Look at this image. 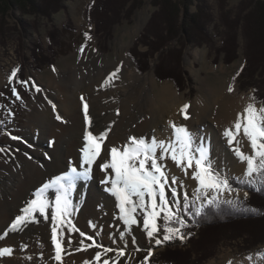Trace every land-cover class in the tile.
<instances>
[{"label":"rangeland","instance_id":"obj_1","mask_svg":"<svg viewBox=\"0 0 264 264\" xmlns=\"http://www.w3.org/2000/svg\"><path fill=\"white\" fill-rule=\"evenodd\" d=\"M93 1L65 0V10L56 13L51 21L42 17L34 18L23 15L21 10L16 7H12L8 14L6 13L3 22V26H5L3 27V31H0L1 147L4 146L7 138L13 136L18 139H15L17 143L12 146V152H17L20 149L19 141L24 144L23 136L25 135L27 120L37 105L38 99L41 97V92L46 88V84L49 82L51 76L66 77L68 76L67 72L77 68L80 69L83 65L90 63L94 57L101 58V65L113 68L115 66L114 62L118 59L123 48H126L128 51L126 56L130 63V69L139 76L151 77L152 83L149 87L151 97H159L161 90L165 86H170L177 96L184 97L185 103L182 105L187 104L190 106L187 109L188 119H184L183 114L180 112V116L184 121L192 119L194 103L206 102V100L210 99V103H214L215 105L217 102L215 93L222 92L221 94H224L225 90L233 94L236 98H241L245 102V107L250 102V97L253 96L255 97L257 107L263 105L260 99L261 97L264 98V74L262 75V70L260 68H254L248 72H243L249 41L243 36L242 26L240 24L237 28L238 32L231 33L234 30L233 27H229L228 25L230 23L224 21H228L229 19L232 21L238 18L242 19V12L240 11L242 9L244 15L246 12L249 13L252 9H255V6H259L257 9L262 10L263 6L260 7L259 3L264 0H253L251 4L247 5L248 7L243 4L246 0H194L189 14L192 17H196L195 19L197 21L202 20L204 28L202 23L197 25L195 19L194 24H192L193 22L190 23V18L186 24L182 25L181 17H178L175 25L173 21L167 20L164 17L163 20L159 18V21L157 20L152 23L153 15L159 10L155 6V3H159V0H137L138 2L134 3L132 8H128L130 6L129 3L120 11L119 18L115 16L111 17L110 12L105 8L107 7L106 5H99V3L104 4V0H96V6L99 5L101 11H99L98 16L92 15L90 10ZM116 1L113 0L114 3ZM226 13H229V15L227 16ZM220 15L226 17L228 20H220ZM107 17L111 18L113 22L109 23ZM100 19L104 21L103 24L96 23V20ZM172 26H176L175 28L180 27L178 28L181 31L180 36L171 37L168 35ZM23 29L27 31L24 33ZM183 29L188 30L187 32L190 37L192 35L194 36V38L192 37L194 40L192 44H189L187 39L184 38L185 31ZM50 31L57 32L58 43L54 40L53 42L48 41ZM152 31L155 34L159 32L163 36L164 42L157 43L153 37L149 36L148 33H153ZM142 34L145 37H141ZM230 34H232L233 45L237 48L235 53L236 60L227 65L223 61L224 54L217 55V51H220L218 49L222 46V40L226 41V45L229 47L230 42L228 36ZM87 37L91 38L88 39ZM161 47L164 48L160 50L159 48ZM35 49L40 50V52ZM258 49L260 50V48ZM132 51L141 62V68L140 66H136L135 61L131 58ZM41 53L47 65L39 69L34 61L35 59L42 58ZM145 56H147V60L144 59ZM21 65L24 66L22 71L26 76L24 80L27 82L26 84L20 83L21 69L19 70V68ZM146 67H148L147 70ZM110 68L106 72H103L104 76H109L113 73L110 71H113L115 67L111 70ZM158 69L166 70L167 73L170 72L171 75L168 76L173 77L176 74L175 77L178 76L180 78L178 81L181 82L183 88L180 90L173 80L158 79L156 76ZM14 70H18L16 77L10 81L11 73ZM248 84L252 86L246 87ZM253 85L257 86L258 91L253 88ZM229 86L233 87V91L229 92ZM37 87L40 89L39 92L36 91ZM13 88L19 93L20 99H17L13 95ZM215 107L217 108L218 106ZM210 119L208 118L209 123L202 124V122H199L200 125L195 126L197 129L195 128L194 130L203 132L206 129V133L203 132L204 134L200 135V132H198L199 137H195L194 135V139L197 144H201L208 149L209 157L214 153V158L212 159L210 157V159L215 165L214 160L217 157L219 158L220 153L218 149L219 145L213 137V131L217 130L218 127L216 123L210 122ZM139 121L141 123L142 119ZM201 125L202 127L200 128ZM116 127V125L110 126L108 136L112 130L115 131ZM133 129H118L117 132L119 134L137 133ZM35 134L38 135L39 132L36 131ZM49 137L51 136L45 137L44 146L51 149V140L47 146ZM138 138L147 140L149 133L143 132ZM220 152L223 156L222 151ZM215 167L221 173H226L231 180L232 178L237 179L242 176V174L229 172L224 167L217 165ZM168 175L171 177L169 172ZM175 177L178 178L177 176ZM89 180H93L92 174L88 181L80 180L79 184L82 181V184L86 182L90 183ZM183 185V188L178 187L177 190L180 192L181 216L187 224V227L181 229L184 239L173 237L168 241H163L160 245H156L155 239L162 240L163 238V219L158 220L160 231L155 234L154 239L151 241L143 230V226H141L135 231L136 243L127 245L125 256L119 258V264H144L146 258H148L147 264H159L157 262L159 255L165 251L166 246L181 247L180 249L183 251L186 250V252L194 250L192 248L193 243L189 246L195 234L193 233L194 229L192 228L191 220H187L183 212V193L186 191L189 198L192 199V193L195 187L184 182ZM240 185L243 186L242 184ZM234 188L240 189L238 196L240 205L248 204L252 207L250 190L253 189L255 192L257 190L250 187L246 190L239 187ZM74 191L70 193V196ZM245 191L248 192V198L246 200L244 199ZM86 193L87 190L85 191V195ZM169 199H171L170 196ZM220 199H237V196L236 193L231 195L224 193ZM224 205L226 204H220V206ZM195 206L196 209L199 208L200 202H195ZM253 223L251 221L248 225L253 226ZM214 236H216V241L208 240L202 242L205 245L207 243L209 246L206 252L212 251L211 257L197 264H229V262L231 264H264V260L258 255L264 252V243L258 246L255 245V247L251 246L264 238L261 239L253 236L250 234L249 229L245 231L231 230L224 234ZM202 237V232H199L195 238L202 239ZM112 238H114L113 241L115 240V242L112 241V246L107 247L120 249L125 246L121 242L117 244V234L112 233ZM12 245L15 249V244ZM137 248L139 251L135 250ZM149 249L152 251L151 257H148ZM99 251H101L100 248L93 246L88 251V255L95 260V255ZM101 253L102 261L103 259H116L115 252L103 254L101 251ZM249 256L252 257L251 260L247 259Z\"/></svg>","mask_w":264,"mask_h":264},{"label":"bare ground","instance_id":"obj_2","mask_svg":"<svg viewBox=\"0 0 264 264\" xmlns=\"http://www.w3.org/2000/svg\"><path fill=\"white\" fill-rule=\"evenodd\" d=\"M127 52V49L123 48L114 62L115 68L113 67L114 70L110 72L117 69L119 71L117 77L113 78L108 85H104L108 76H104L103 72H106L110 66L101 65L100 57H94L90 63L83 65L80 69L70 70L66 77L51 76L27 120L23 136L25 145L19 141L20 149L12 152L11 148L17 140L7 138L4 146H0L5 149L0 152V233L6 230L17 215L21 214L20 209L34 198L33 193L39 187L55 176L63 175L68 171L69 162L73 164L80 162L81 148L84 143L83 133L86 127L83 113L85 102L89 106L91 130L94 133L103 131L111 125L117 126L103 142L101 155L92 168L93 180L84 184H82L83 181L79 184V180L71 195L74 205L71 217L73 223L80 231L93 237L103 246H112L114 239L112 233L117 234V244L121 242L131 245L136 229L143 226L142 214L138 210V225H133L130 233L125 229L123 222L118 219L119 211L115 197L104 190L106 186L102 180L105 173L97 167L108 159V149L126 144L129 137L135 134L138 137L143 132H148V141L153 138L168 141L173 134L171 123L184 126L193 134V137L194 135L199 137L198 132L203 135L206 129L203 133L200 130H194L195 126L200 125L199 122L209 123L208 118H211L210 122L216 123L218 127L213 131L214 133L212 132L219 145L217 147L220 153L219 158L216 156L217 159L214 160L215 165L224 167L229 172L243 173L245 164L239 162L234 155L233 146L229 145L224 132L233 128L238 114L245 108V102L226 90L224 94L217 92L215 105L210 103V99L206 102L194 103L192 119L184 121L180 116V110L184 106L182 104L185 103L184 97L177 96L170 86H165L159 97H151L149 94L151 77L139 76L130 69ZM53 105H55V111ZM57 115L61 117V120L56 119ZM128 128H134L133 131L137 133L119 134L117 132L118 129ZM36 131L39 132L38 135L35 134ZM48 136L51 137L47 141V146L51 140V149L44 146V139ZM237 142L243 152L251 153L250 145L242 132L237 136ZM210 157L213 159L214 153ZM164 163L171 176H177L178 180L196 186V181L191 179L192 169L188 170L189 174L186 176L170 158ZM46 195L49 199H54L52 191ZM38 220L39 222L29 223L23 232L10 233L5 240L0 241V246L12 247V244L16 246L15 249L12 247L14 253L11 257L0 258V264H85L86 261L90 264H102V260L96 262L89 257L88 251L93 247L76 251L80 247V240L84 239L85 245L91 244V240L81 237L79 232L71 233L73 243L69 247L66 243L69 234L66 231L63 237L65 249L66 253L71 252V254L65 253L61 262L55 261L50 219L45 221L43 217H38ZM92 225H95V228ZM121 231H125L123 240L119 238ZM24 244L27 245L26 250L21 248ZM100 250L102 251V248ZM29 256L32 258L28 259Z\"/></svg>","mask_w":264,"mask_h":264},{"label":"snow or ice","instance_id":"obj_3","mask_svg":"<svg viewBox=\"0 0 264 264\" xmlns=\"http://www.w3.org/2000/svg\"><path fill=\"white\" fill-rule=\"evenodd\" d=\"M87 36V34H86ZM90 39L91 37H87ZM83 51V49H81ZM14 70L11 73L10 81L16 77ZM119 69L110 74L104 81L108 85L113 78L117 77ZM26 84V81H20ZM229 92L233 87L229 86ZM36 91L40 89L37 87ZM12 93L17 99L20 95L15 88ZM83 100V97L81 98ZM190 106L185 104L180 110L184 119H188L187 109ZM55 111V105H53ZM84 123L86 125L83 133V147L81 148V157L78 164L69 162V169L63 175H57L44 183L34 193L26 206L20 209L21 214L17 215L10 225L0 233V241L5 240L10 233H21L29 223L39 222L38 217H43L45 221L51 223V243L54 247L53 259L57 262L62 261L63 254L66 253L65 241L63 239L65 231L69 234L67 245L70 247L73 243L70 234L79 232L81 237L91 240L92 243L85 245L84 239L79 241L80 247L76 251L83 250L86 247L102 248L103 254L110 252L116 253V259H103L102 264H119V258L125 256L127 244L120 249L99 244L93 237L87 236L80 231L73 223L71 217L74 212V205L70 193L75 189L77 182L81 179L91 178L93 165L101 155L102 145L107 138L110 126L98 133L92 129V120L89 116V106L83 104ZM57 120H61L59 115ZM173 129L172 138L168 141L157 140L150 141L144 138L131 136L128 142L122 146H113L107 150L108 159L101 162L97 167L105 177L102 183L106 186L105 191L115 197L116 207L119 211L118 219L123 222L125 229L130 233L133 225H138L137 212L142 214L143 230L146 232L149 240H153L156 233L160 231L158 220L163 219V238L155 239V244L160 245L163 241H168L173 237L184 239L181 229L187 227L185 220L181 216L180 192L178 187L183 188V182L175 176L168 175L167 165L164 163L171 159L174 164L180 168L187 176L188 170L192 169L191 179L196 181L193 189L192 201L188 193H183V212L188 213L189 209L197 201L200 207L196 209L195 215L204 214L206 207L219 208L220 204H228L233 208L240 205L238 200L240 189L232 186L233 182L226 173H221L213 164L209 157L208 149L201 144H197L193 134L184 126H178L171 123ZM243 133L251 148V153L246 154L241 150L237 142V136ZM228 143L232 147L234 155L239 162L245 164V169L241 177L236 179V183L255 188L257 191L264 190V105L257 107L255 97H250V102L246 105L243 112L238 114L233 128L224 132ZM12 139H18L13 136ZM195 145V147H194ZM5 149L0 148V152ZM49 191L54 193V199H49L46 195ZM228 193H236L237 199H223L220 197ZM169 196L171 199H169ZM248 198V192H244V199ZM247 210V209H246ZM178 225L176 227L169 226ZM95 228V225H92ZM125 231L120 232L119 238L124 239ZM115 242V240L113 241ZM132 243H136V238L132 237ZM22 250L27 249V245L21 246ZM139 251V249H135ZM14 249L10 246H0V258L11 257ZM66 254H71L67 252ZM152 251L148 250V257H151ZM264 260V252L258 254ZM101 252L95 255V261H101ZM31 259L32 257H27ZM41 258L43 254L41 253ZM147 259L144 264H147ZM247 259L251 260L249 256ZM90 264V262H85ZM231 264V262H229Z\"/></svg>","mask_w":264,"mask_h":264},{"label":"trees","instance_id":"obj_4","mask_svg":"<svg viewBox=\"0 0 264 264\" xmlns=\"http://www.w3.org/2000/svg\"><path fill=\"white\" fill-rule=\"evenodd\" d=\"M194 0H159V3H155V6L159 8L158 12H156L153 15L152 23L159 21V18L163 20V17L167 20H171L174 22V25L176 24V21H178V17L182 19V25L187 23V20L190 18L192 24H194V19L196 17H192L189 14V10L192 6ZM253 0H246L243 4L246 6L251 4ZM65 0H0V31H3V22L4 17L6 13L8 14L9 10L12 7L19 8L23 15L32 16L34 18H44L48 20H52L53 16L60 12L61 10H65L64 7ZM96 0H94L91 5L90 13L93 15H99V5H106L107 10L110 12L111 17H120V11L126 7L127 4L130 3V6L128 8H132L134 3H137V0H117L115 3L113 0H104L103 3H99L98 6H96ZM260 2V1H259ZM258 4V2H257ZM260 7L263 6L262 10H259L255 6V9H252L249 13L246 12L244 15L243 9L240 10L243 16L242 19L238 18L235 21L228 20L226 17H222L220 15V20H228L224 22H229V27H233V31L231 33H237L239 24L242 26V34L248 40L249 48L246 53L245 57V67L243 72H248L254 68H260L262 70V75L264 74V1L259 3ZM248 7V6H247ZM246 11V10H244ZM98 13V14H97ZM158 13V14H157ZM228 16L229 13H226ZM155 16V17H154ZM160 16V17H159ZM203 17V16H202ZM201 18V16H200ZM203 19V18H202ZM107 21L109 23H112L111 18L107 17ZM243 24H242V22ZM103 24V20H96V23ZM195 22L197 25H200L202 23V26L204 28L202 20L197 21L195 19ZM200 23V24H199ZM227 25V24H226ZM176 27V26H175ZM172 26L170 28V33H168L169 36L178 37V35H181V31L178 29L179 26L175 28ZM235 27V28H234ZM24 33L27 31L26 29H23ZM185 31L184 38L187 39V42L189 44H192V37L188 35V30L183 29ZM153 32V31H152ZM180 32V33H179ZM191 32V31H190ZM260 32V33H259ZM154 33V32H153ZM148 33L149 36L153 37L157 43H163L164 38L159 32H157V36L154 33ZM178 33V34H177ZM253 33V34H252ZM147 34V35H148ZM195 34V33H194ZM258 34V35H257ZM187 36V37H186ZM141 37H145L143 34ZM58 34L56 31H50V37L48 38V41L53 42L56 41L58 43ZM168 38V37H167ZM197 38V36H195ZM229 39V47L226 45V41L222 40V46L220 47V51H217V55L224 54L223 61L225 64H231L236 60V47L233 45L232 41V34L228 36ZM199 40V37H198ZM251 45V46H250ZM149 46V45H148ZM40 48V47H39ZM164 47L159 48L162 50ZM260 48V50L258 49ZM38 50V49H35ZM159 50V51H160ZM40 52V50H38ZM41 59H35V64L38 65L37 67L39 69H42V66H46L47 62L43 59V55L41 53ZM147 56L144 57L145 60ZM131 58L135 61L136 66H140L141 68V62L137 58V56L132 51ZM218 58V57H217ZM219 59V58H218ZM140 64V65H139ZM257 64V66H255ZM24 66L21 65L19 70L21 69V76L20 80H25V74L22 71V68ZM148 67H146V70ZM259 71V70H258ZM174 74V73H172ZM171 75L170 72H166V70H157L156 76L160 80H173L175 81L176 86L181 90L183 88L180 81H178L180 78L176 76H168ZM252 85L248 84L246 87H251ZM244 87V88H246ZM253 88L258 91L257 86L253 85ZM262 101V104L264 105V98H260ZM236 178H232V186L239 187L243 190H246L248 188L247 185L241 186L239 183H236ZM252 195V203L250 207L248 204L238 206L236 208H233L230 205H224L220 206L219 208L216 207H206L204 214L196 216L195 215V203L193 206L189 209L188 213L185 214V217L187 220H191L192 222V228L194 229L193 233L195 234L189 244V246L193 243L192 248L193 251L186 252L181 250V247H173V246H166L165 251L159 255L158 263L159 264H197L201 263L203 260H206L211 257L212 251H208V245L206 243H202L204 241L208 240H214L216 241L217 234H224L228 231H238V230H248L250 234L253 236H257V238H264V190L262 191H254L253 189L250 190ZM192 199L190 198V202ZM247 209V210H246ZM253 221V226L248 225L249 222ZM169 226L176 227L178 225L171 224ZM199 232H202V239L195 238ZM264 243V239L258 241L256 244L251 245L255 247V245H261ZM191 248V249H192ZM186 252V253H184Z\"/></svg>","mask_w":264,"mask_h":264}]
</instances>
